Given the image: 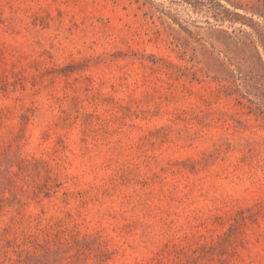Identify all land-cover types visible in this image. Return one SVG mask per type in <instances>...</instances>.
Segmentation results:
<instances>
[{
    "label": "rangeland",
    "instance_id": "rangeland-1",
    "mask_svg": "<svg viewBox=\"0 0 264 264\" xmlns=\"http://www.w3.org/2000/svg\"><path fill=\"white\" fill-rule=\"evenodd\" d=\"M0 264H264V0H0Z\"/></svg>",
    "mask_w": 264,
    "mask_h": 264
}]
</instances>
